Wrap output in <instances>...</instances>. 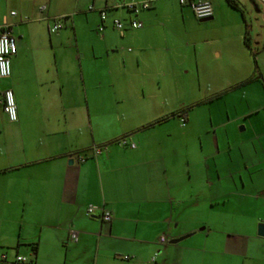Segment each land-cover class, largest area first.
Instances as JSON below:
<instances>
[{
    "label": "crops",
    "instance_id": "0c3cea01",
    "mask_svg": "<svg viewBox=\"0 0 264 264\" xmlns=\"http://www.w3.org/2000/svg\"><path fill=\"white\" fill-rule=\"evenodd\" d=\"M7 1L12 0L0 3V28L11 26L18 51L11 59V77L0 81V264H14L18 257H28L32 264H264V237L258 235V227L264 225V137L255 138L259 163L253 166L260 170L247 184L242 176L251 161L246 160L243 144L238 160H228L221 175L212 162L222 155L219 143L211 145L217 154L206 156L199 166L194 160L196 151L188 144L182 147L173 131L167 133L168 144L165 134H146L166 119L167 102L162 96L146 95L144 88L152 82L179 86L183 77L191 75L188 61L180 60L182 49L208 42L188 30L191 8L178 0H135L138 5L151 4L150 9L135 13L128 8L131 0H14V10L5 9ZM207 1L214 7V18L204 29L229 20L231 26L240 27L237 41L248 51L245 17L241 20L232 14L224 0ZM249 3L264 17L260 0ZM103 10L108 11L104 22ZM116 20L125 25L124 32L114 28ZM133 21L144 27L130 29ZM56 22L63 28L71 23L77 40L79 30L83 34L85 29L94 41L93 52L102 56L104 48L106 59L123 61L122 70L128 71L126 63H132L128 76L133 79L128 83L136 80L142 95L123 94L103 101L107 106L98 113L100 96L91 100L86 95V73L99 75L100 64L88 65L79 46L37 45L44 36L52 41L49 28ZM36 26L42 28L41 36ZM102 26L104 31L98 33ZM108 75L115 78L112 87H120L119 70L110 67ZM7 89L14 93L16 123L3 112L2 93ZM180 113L170 112L169 121ZM93 114L97 121L121 119L129 126L120 132L98 134ZM185 114L180 121L184 127L190 120ZM228 120V126L234 122ZM210 122L213 126L212 118ZM122 138L127 146L115 143ZM133 143L136 148L131 147ZM94 147L103 150L94 155ZM180 154L188 158L184 181L188 179L193 188L188 195L183 194L187 185L175 165L180 164ZM234 164L238 170L229 169ZM194 166L195 172L201 167L204 174L213 175L202 186L209 190V197L195 190ZM202 198L210 200L206 210L208 218L213 217L199 229L200 223H187V216L199 212L195 208ZM189 199L195 201L192 210L187 207ZM89 206L109 210L112 222L104 223L100 212L87 217ZM193 236L202 237L205 258H185L180 243ZM163 237L168 239L166 245L160 243ZM179 239L184 240L170 244ZM170 247L181 258H172Z\"/></svg>",
    "mask_w": 264,
    "mask_h": 264
},
{
    "label": "rangeland",
    "instance_id": "374dc122",
    "mask_svg": "<svg viewBox=\"0 0 264 264\" xmlns=\"http://www.w3.org/2000/svg\"><path fill=\"white\" fill-rule=\"evenodd\" d=\"M237 1L242 8L243 14L231 9L226 1L225 6L229 7L228 10H233L232 14L237 17L239 16L241 20L243 19L242 17H245L246 22L243 21V25L245 24L249 32L250 49H247L248 51L241 49L237 41L241 29L240 27H234L228 24L229 20L224 21L222 26L218 25L217 27L204 29L203 25L210 26L211 21L200 23L192 13H189L192 17V22L187 25L188 30L197 33L201 41L207 39L206 41L208 42H201L196 45V48H190L188 50L185 48L182 49L181 55L183 56H180V60L182 62L184 57L186 59L185 62L188 61L191 66V75L190 78L187 76L185 78L183 77L184 81L177 83L179 86L175 87L171 84L165 85V83H161L160 85L157 82H152L144 88L146 95H159L166 99L167 102L164 109L166 112L165 115H167L166 119L161 120L163 122L159 123L156 129L147 130L148 133L146 134L148 136H151L154 132L165 134L163 138L167 142L166 144H168L170 140H168L167 133L170 135V131H173L172 133L176 134L175 137L180 138L182 147L188 144L192 147V151H196L197 155L194 160L197 161L196 164L199 166L201 165V161L205 160L206 156L210 157L213 154H217L216 149H212L211 145L216 146L219 143L222 155L217 156V160L212 162L213 164L217 163V169L220 170L221 175L225 173V169L227 170L225 165L228 163V160L233 162L238 160L241 153L240 148L243 144L247 153L246 160L251 161V164L243 173L242 177L249 184L250 181L256 178L260 170V168L253 166L259 163L258 156L255 155L257 154L256 149L259 143L255 141V138L259 137V134L264 137V19L261 14L255 12L249 0ZM15 2L14 0L7 1L5 9L12 8L15 10L17 4ZM0 3L3 4L2 0H0ZM194 26H198L200 29L194 31ZM34 29L41 36L42 28H37L36 26ZM79 31L80 35L77 40L73 37L72 26L69 23L66 28L59 31L61 35L60 39L57 37L58 33L52 34L53 42L49 40L50 38L44 36L42 39L43 42L38 40L37 45L48 48L51 46L72 47L73 49L79 46L86 54L85 62L88 65L95 64L96 66V63L100 64L101 71H99V75L92 77L89 75V72L86 73V95L88 94L91 100L92 98L95 99V97L100 96L97 100L98 108L96 111L98 113L102 110V107L107 106L105 102L114 100L115 97L119 98L123 94L130 93L138 96L142 95V88L135 84L136 80L129 81L130 84L128 83V80L133 79L128 76L130 69L133 68V64H128L127 62L126 66L129 65L130 69L124 71L122 70L124 66L121 59L110 61L104 57V48L101 52L102 56H100L99 52L94 53L92 50L94 47L93 39L87 35L85 29H83V34L81 30ZM172 31L175 34L179 33L176 29ZM98 33H100L99 29ZM15 37L18 40L16 35ZM110 67H114L116 71L119 70L118 78L120 79V87H112L114 86L112 81L115 78L114 76L108 75V68ZM131 83L134 85L133 87ZM88 104L87 101V128L91 123ZM90 105H92L91 102ZM92 110L94 111L95 109ZM176 111L182 113L179 116L177 114L174 121H169L168 114ZM183 113L188 114L190 117L186 127L180 123L185 117L181 116ZM92 118L95 131L98 134L120 132L129 126L126 121L121 119L112 122L104 119L97 121L94 119V114ZM211 118L213 120V126L212 122H210ZM228 119L231 121L238 120L231 122L228 126L227 122H230ZM212 127L217 130L213 131ZM262 141L264 142V140ZM237 146H239V149ZM179 158L180 164L178 165L176 163L175 165L180 174L178 176L184 181L188 177L185 168L188 158L183 154H180ZM232 168L238 170L239 166L234 164L233 167H229V169ZM196 169L197 172H195V166L192 167L194 172L192 183L195 184L198 180L195 184L198 188L195 190L196 192L200 191V193L207 195L204 197H209L207 193L209 190L206 186H202L205 181H209V176L212 177L213 175L204 174L201 171V167ZM184 182L187 185V189L184 190L183 194L188 195L193 188L191 189L189 187L188 179L187 182ZM209 201L206 198L198 200L195 209H198L199 212L196 215L187 216V223H200L201 227L199 229H203L205 224L201 223H205L207 219L209 220L213 217L208 218L206 207L209 206ZM194 203V200L189 199L187 201V207L192 210ZM248 206L253 207V204L248 201ZM214 221H216V218ZM197 236L187 238L180 243V248L186 252L185 258H205L204 245L200 242L202 237ZM170 248L171 251L168 254L172 252V258H181L180 254H174V247ZM196 249L198 251H195ZM210 257L216 258L212 255ZM28 259L30 260V258Z\"/></svg>",
    "mask_w": 264,
    "mask_h": 264
},
{
    "label": "built area",
    "instance_id": "2783aa9c",
    "mask_svg": "<svg viewBox=\"0 0 264 264\" xmlns=\"http://www.w3.org/2000/svg\"><path fill=\"white\" fill-rule=\"evenodd\" d=\"M182 6H188L191 8L195 18L197 20H205L214 18V7L211 2L207 0H178ZM262 6H264V0H260ZM128 8L135 13H139L140 10H148L151 8V4L149 2L142 3L138 5L135 0H131V3L128 5ZM107 10L101 11V20L104 22L107 19ZM14 16L15 13H12ZM130 29L132 30H140L142 29L143 23L140 21H133L130 23ZM114 28L119 32L125 31V25L116 20L114 22ZM62 29V25L60 22H56L54 26L49 28L50 33L54 34L57 33L59 30ZM105 29L104 26L99 28V32H103ZM17 45L16 41L12 36L11 26L6 25L0 28V81L7 80L11 77V59L17 54ZM1 104L3 107V111L7 116L8 120L11 123H16L18 121V112L15 103V97L12 90H5L2 93V100ZM185 121H183L184 123ZM120 146H127L126 138H122L117 142ZM132 148H136V145L133 143L131 145ZM102 147H94L92 152L94 155H99L102 152ZM85 159L82 158L81 162H84ZM97 212H100V217L102 221L106 224H110L113 220V215L109 210L105 208H96L94 206H89L86 209V216L93 217L96 215ZM73 240L77 242L78 238L75 233L72 235ZM161 244L166 245L168 243V239L166 237L161 238ZM125 260H129V257H124ZM155 259H153V262ZM14 264H32L28 258L26 257H18Z\"/></svg>",
    "mask_w": 264,
    "mask_h": 264
},
{
    "label": "trees",
    "instance_id": "16d2710c",
    "mask_svg": "<svg viewBox=\"0 0 264 264\" xmlns=\"http://www.w3.org/2000/svg\"><path fill=\"white\" fill-rule=\"evenodd\" d=\"M226 1V3H227V5L231 8V9H233V10H235V11H237V12H239V13H242L243 14V11H242V8H241V6L239 5V3H238V1L237 0H225ZM13 13H15V12H13ZM12 15V14H11ZM13 16V15H12ZM14 16H16V13H15V15ZM62 25V24H61ZM62 28H63V26H62ZM11 30H12V28H11ZM62 30V29H61ZM60 31V30H59ZM58 31V32H59ZM13 36V35H12ZM14 38V37H13ZM249 41H250V38H249V32H248V30L246 29V32H245V44H246V46L248 47V48H250V44H249ZM2 81V80H1ZM3 108V107H2ZM4 112V111H3ZM18 112V111H17ZM117 142L118 141H116L115 143L117 144ZM35 249V248H34Z\"/></svg>",
    "mask_w": 264,
    "mask_h": 264
},
{
    "label": "water",
    "instance_id": "95a60500",
    "mask_svg": "<svg viewBox=\"0 0 264 264\" xmlns=\"http://www.w3.org/2000/svg\"><path fill=\"white\" fill-rule=\"evenodd\" d=\"M257 12H259V10H257ZM263 19H264V17H263ZM213 20V18H210V19H205V20H200L201 22H209V21H212ZM73 162L71 161L70 162V164H72ZM258 235L259 236H262V237H264V225H260L259 227H258ZM182 240H184V239H179V240H173V241H171L170 242V244H177V243H179L180 241H182Z\"/></svg>",
    "mask_w": 264,
    "mask_h": 264
}]
</instances>
